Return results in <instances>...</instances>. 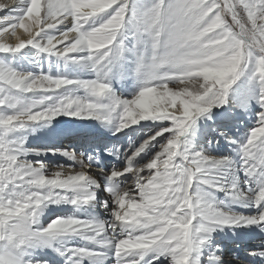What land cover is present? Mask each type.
Returning a JSON list of instances; mask_svg holds the SVG:
<instances>
[{
	"label": "snow or ice",
	"instance_id": "1",
	"mask_svg": "<svg viewBox=\"0 0 264 264\" xmlns=\"http://www.w3.org/2000/svg\"><path fill=\"white\" fill-rule=\"evenodd\" d=\"M0 13V264H264V0Z\"/></svg>",
	"mask_w": 264,
	"mask_h": 264
},
{
	"label": "bare ground",
	"instance_id": "2",
	"mask_svg": "<svg viewBox=\"0 0 264 264\" xmlns=\"http://www.w3.org/2000/svg\"><path fill=\"white\" fill-rule=\"evenodd\" d=\"M3 2H11V0H3ZM2 15H3V13H0V18H2ZM62 126V125H61ZM62 127H64V126H62ZM89 127V124H88V122H81V121H79L77 124H76V126H75V128H68V129H73V130H77V129H86V128H88ZM65 128V127H64ZM39 143V141L38 140H34L33 141V146H36L37 144ZM65 144H67V142H65ZM49 161L53 164V166L57 163V162H60V163H62L63 161H57L56 159H54V158H49ZM251 243H253V244H256V243H259V237L258 236H253L252 237V240H251ZM232 257H228V259H231Z\"/></svg>",
	"mask_w": 264,
	"mask_h": 264
},
{
	"label": "rangeland",
	"instance_id": "3",
	"mask_svg": "<svg viewBox=\"0 0 264 264\" xmlns=\"http://www.w3.org/2000/svg\"><path fill=\"white\" fill-rule=\"evenodd\" d=\"M60 119L65 122L64 124H62V126H64L65 128H75L76 124L79 122H72L68 117H61Z\"/></svg>",
	"mask_w": 264,
	"mask_h": 264
}]
</instances>
